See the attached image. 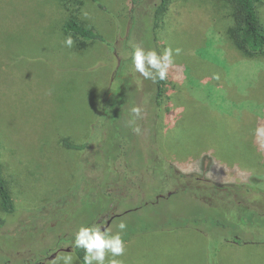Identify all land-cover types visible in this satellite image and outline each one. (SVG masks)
<instances>
[{"label": "rangeland", "instance_id": "1", "mask_svg": "<svg viewBox=\"0 0 264 264\" xmlns=\"http://www.w3.org/2000/svg\"><path fill=\"white\" fill-rule=\"evenodd\" d=\"M100 2L102 8L89 0H0V9L15 19L10 23L0 18V29L10 25L15 38L27 40L31 34L33 39L13 52L0 45V152L16 204V213L10 215L0 207V217L6 220L0 231V264H57L62 256L82 264L74 253L75 231L83 225L115 234L121 221L134 223L121 233L124 240L130 236L123 255L115 257L123 264H264V225L251 211L256 207L264 212V137L255 131L264 127V52L248 56L233 46L228 1L173 0L159 27L150 30L152 16L146 15L154 13L159 0H144L136 10L138 23L129 44L158 54L166 47L181 50L173 54L155 124L156 154L182 172H206L204 181L232 185L235 191L229 194L226 187L222 191L201 182L212 204L181 193L162 199L157 211L144 206L141 214L126 213L131 204L126 202L121 205L124 211L99 215L106 199H80L75 182L81 153L63 140L87 139L99 113L100 94L112 71L132 52L123 48L125 35L119 27L131 0ZM259 13L264 25V2ZM72 17L112 41L116 58L112 47L72 35L74 44L66 47L69 34L63 25ZM153 143L131 150L137 169L146 170L149 161L144 162L143 154L155 148ZM114 149L112 141L104 144L97 167ZM157 171L156 177H141L140 186L149 197L154 189L164 191L170 185L161 186L164 172ZM100 172L107 177L105 164ZM233 201L248 206L236 208ZM171 216L201 221L198 228L172 227L167 225ZM206 216L210 222L203 221ZM219 220L226 229L216 224ZM233 235H243L246 243L222 239ZM110 258L106 253L105 264Z\"/></svg>", "mask_w": 264, "mask_h": 264}, {"label": "trees", "instance_id": "2", "mask_svg": "<svg viewBox=\"0 0 264 264\" xmlns=\"http://www.w3.org/2000/svg\"><path fill=\"white\" fill-rule=\"evenodd\" d=\"M89 1L97 3L100 8L103 7L100 0ZM172 1L173 0H159L153 7L155 9L154 13H146V16H152L150 30L159 27V18L167 11ZM225 1L231 3L232 16L234 18V24L228 29V38L233 46H235L238 51L248 56H257L259 53L264 52V25L261 22L259 13V5L263 3L264 0ZM143 3L144 0H131V8L126 17L127 19L121 22L122 26H119L122 34L125 35L122 42L124 49L129 48L133 50V45L129 44V41L133 37L135 26L138 23L139 15L136 13V10H138V7ZM105 11L108 12L109 10L106 8ZM8 12L10 13V11ZM8 17H10V14L8 15L6 11L0 9V18H6L10 23V19H12V22H15L14 18ZM113 19H116V16H114ZM9 22L7 23L8 25ZM63 27L66 33L76 38L93 40L101 42L107 47H112L111 49L114 51L113 58H116L117 49L115 48L116 46L112 44V41H109L105 36L101 35L93 28L86 26L76 17L68 19ZM10 29V25L9 27H3L2 30L0 29V45H5V50L13 52L15 47H27L32 43L33 39L31 34L27 36V40L18 37L15 38V34L12 33ZM117 29L119 30L118 26ZM118 30H116V32ZM49 48L51 49V47H45L44 50H50ZM142 81H144V78L139 73L134 72L131 56L120 61L117 68L112 71L107 89L100 94L99 113L94 121L95 123L91 125L90 134L87 139L82 142H72L68 138L63 140V144L66 145L67 148L81 153L80 158L82 163L79 166L78 177L75 182L77 189L79 190V188H81L82 191L80 199H82V201L92 202L98 195L106 199L108 201L106 207L99 211V215L112 211H124L121 205L126 202L131 203L130 206L125 208V211H127L126 213L135 212L141 214L142 212L140 213V211H142L144 206L148 207L152 205L153 209L150 208L149 211H154V209L157 211L156 209L159 208L158 202L181 193H187L197 201L203 200L207 204H212L214 200L207 197L208 189L202 187L200 184L201 182L211 184L217 190L224 191L223 187H226L229 191L225 190L224 192H229V194L235 191L232 189V185L204 181L207 180L208 176L206 172H182L173 163L164 160L161 154H156L159 146L156 141L157 131L155 130V124L158 118L161 100L165 93L166 79L157 80L156 82L151 81V83L146 86L141 84ZM133 106L141 108V118H136L131 113V108ZM147 112H149V114ZM133 120L135 121V125L140 128L139 133L133 131V127L130 126ZM110 141L115 145V149L111 158L107 159L106 163L103 162L102 164H105L107 168V177H103L100 172L102 165L97 167V159L99 156L102 157L103 155L104 144ZM151 143L155 144V148H149V150L143 154L146 156L144 162L149 161L145 163L147 165L146 170L137 169L132 163L131 150L135 149L138 144L147 148V145ZM1 157L0 152V207L6 214L10 215L16 213V204L9 182L5 176V167ZM151 162H153V164H150ZM164 163L165 166H168L166 169L163 166ZM157 169H163L161 172H164L161 176V186L162 183L168 182L170 185L168 189H165V187L164 191H157L154 189L153 196L149 197L143 185L142 187L140 186L141 177L145 174L154 175L156 177V175H160ZM202 190L205 192L206 196L203 195ZM261 192L264 196V190H261ZM233 206L239 208L248 205L233 201ZM251 211L259 215L263 226L264 212L256 207ZM5 221L4 218L0 217V231ZM200 221L199 217L183 219V217L178 218V216H171L168 219L167 225L180 228L190 225L198 228ZM203 221L210 222V220H207V216ZM216 224L226 229V223L223 220L217 221ZM133 226L134 223L127 224V227ZM203 232L205 235L208 233L204 230ZM129 237V235L126 236L125 240ZM222 239L229 243H237L238 245L246 243L243 235H238V237L233 235L229 238L224 237ZM74 253L79 258L80 262L84 264V249L74 247ZM212 253L216 256L215 251H212Z\"/></svg>", "mask_w": 264, "mask_h": 264}, {"label": "clouds", "instance_id": "3", "mask_svg": "<svg viewBox=\"0 0 264 264\" xmlns=\"http://www.w3.org/2000/svg\"><path fill=\"white\" fill-rule=\"evenodd\" d=\"M85 15H87L85 13ZM64 44L71 48L74 44L72 36L69 34ZM180 49L173 50L171 47H166L162 53L158 54L154 49L146 50L140 45L133 46L131 52L132 66L135 73H139L144 79H151L153 82L157 80H165L168 76L169 68L174 63V52L179 55ZM131 113L136 118H141V108L133 106ZM133 131L140 132V128L135 125L133 120L130 124ZM258 138L264 137V127H258L256 130ZM120 231L115 234L109 233L107 229L104 231L96 226H80L74 233V247L84 249V264H105L106 253L111 254V258L107 264H123L115 257L122 256L125 251V244L121 233L126 229L127 225L121 221L117 225ZM63 260L64 264H72L71 256H62L57 258V264Z\"/></svg>", "mask_w": 264, "mask_h": 264}, {"label": "water", "instance_id": "4", "mask_svg": "<svg viewBox=\"0 0 264 264\" xmlns=\"http://www.w3.org/2000/svg\"><path fill=\"white\" fill-rule=\"evenodd\" d=\"M115 216H116V214H115V213H113L111 217H112V218H114ZM109 223H110V221H109Z\"/></svg>", "mask_w": 264, "mask_h": 264}, {"label": "flooded vegetation", "instance_id": "5", "mask_svg": "<svg viewBox=\"0 0 264 264\" xmlns=\"http://www.w3.org/2000/svg\"><path fill=\"white\" fill-rule=\"evenodd\" d=\"M112 216V215H111ZM110 221V220H109ZM109 221H108V223H109Z\"/></svg>", "mask_w": 264, "mask_h": 264}]
</instances>
